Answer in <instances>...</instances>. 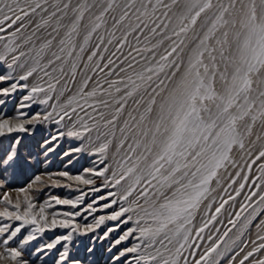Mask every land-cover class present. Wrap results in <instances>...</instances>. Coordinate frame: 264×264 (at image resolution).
<instances>
[{"label":"snow or ice","instance_id":"obj_1","mask_svg":"<svg viewBox=\"0 0 264 264\" xmlns=\"http://www.w3.org/2000/svg\"><path fill=\"white\" fill-rule=\"evenodd\" d=\"M17 93L37 110L0 116V264H264V0H0ZM50 154L86 164L48 174L80 195L38 206L40 176L13 182Z\"/></svg>","mask_w":264,"mask_h":264},{"label":"rangeland","instance_id":"obj_2","mask_svg":"<svg viewBox=\"0 0 264 264\" xmlns=\"http://www.w3.org/2000/svg\"><path fill=\"white\" fill-rule=\"evenodd\" d=\"M26 94V93H25ZM19 93L15 94L13 96V98L10 99V101L8 102L7 106H0V108H3V112L0 113V116H7V117H11V116H17L19 118V112L20 111H24V112H28L29 115L33 114V111H36V106H33L32 110L29 109H19L18 108V100H19ZM40 127V126H37ZM44 128L51 130L52 129V125H45L43 126ZM45 135H47V132H44ZM68 147H71V144L67 143L64 140L60 141V147L57 148V152L60 153L62 149H66ZM51 158L49 160H47L46 162L43 163H39V164H35L34 167L28 169L26 172L22 173L21 175H19L16 180L13 182V187L15 189H20L23 187L28 186L29 184H33L34 186H37L35 184V177L36 176H40L44 181L45 184L44 185H39V187L41 188V191L39 193H31V195H33L35 197V202L37 203V205L39 206L40 204L44 203L45 201H48L52 196H58L60 198H70V199H74L76 196L80 195V192L75 190V183L74 182H69L64 178L61 177H56L53 176V179H60L62 181V185L57 187L55 185L52 184V181L48 179V174H54V173H58L60 171H68L70 174L72 175H76L79 174L82 171V166H86V164L81 161L79 164H75V166L73 165H66V160L68 159L67 157H64L62 155H56V154H50ZM40 159L43 161L44 157L41 156ZM75 163V162H74ZM259 163V162H258ZM243 166V165H242ZM247 174L242 173V175ZM253 174L254 175H258L259 171L256 165H253ZM69 183L72 184V187L69 188L66 185H68ZM239 183V181H238ZM237 185H234L233 187H237ZM251 189V185H246L245 187V191L241 194L240 197H237V207L239 202L243 199L244 195ZM85 190H87V187L85 186ZM3 189H0V195H2L3 193ZM229 192H232V189H229ZM16 192L13 191L12 195H13V199H15L16 196ZM232 194L234 195V192H232ZM93 195H99V194H89L88 197H86L85 203L90 202V200L93 198ZM221 196H225V194L221 191L220 192ZM23 197V194H21V198ZM54 204V201L52 202ZM103 203V202H102ZM231 203V202H230ZM83 207V206H82ZM228 206L226 205V208ZM64 210H72L70 208H68L67 206H60V205H55L54 208L49 209V212L52 211H64ZM227 214L225 213V216ZM79 219V218H78ZM221 219H224L225 224L227 223V220L225 219L224 216L221 217ZM0 223H4V221H0ZM19 223V222H16ZM255 223V222H254ZM14 226H16L14 224ZM218 227H221V231H223V227L219 224H217ZM25 230H22V232ZM61 231L64 230H60L57 229L54 232H46L45 233V238L50 237V236H54L58 233H60ZM252 233V238H255V228L253 227L251 230ZM243 241L247 242L248 241V234H245V236L243 237ZM249 247H251V245H249Z\"/></svg>","mask_w":264,"mask_h":264},{"label":"bare ground","instance_id":"obj_3","mask_svg":"<svg viewBox=\"0 0 264 264\" xmlns=\"http://www.w3.org/2000/svg\"><path fill=\"white\" fill-rule=\"evenodd\" d=\"M215 207V206H214Z\"/></svg>","mask_w":264,"mask_h":264}]
</instances>
